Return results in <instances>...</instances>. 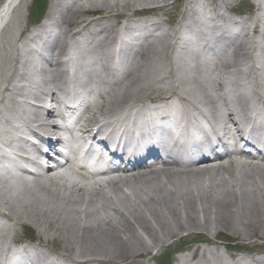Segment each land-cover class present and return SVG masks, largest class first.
Wrapping results in <instances>:
<instances>
[{"label": "bare ground", "instance_id": "6f19581e", "mask_svg": "<svg viewBox=\"0 0 264 264\" xmlns=\"http://www.w3.org/2000/svg\"><path fill=\"white\" fill-rule=\"evenodd\" d=\"M170 1L51 0L29 30V1L13 8L0 32V163L37 147L25 132L48 150L34 179L0 169V264L132 263L186 233L215 250L175 264H264L261 252L226 260L215 239L264 240V33L214 23L205 42L193 4L181 26L144 17ZM11 3H0L1 21ZM168 118L180 143L161 133ZM84 139L100 159L109 152L106 175L72 165ZM24 226L35 241L17 240Z\"/></svg>", "mask_w": 264, "mask_h": 264}, {"label": "rangeland", "instance_id": "374dc122", "mask_svg": "<svg viewBox=\"0 0 264 264\" xmlns=\"http://www.w3.org/2000/svg\"><path fill=\"white\" fill-rule=\"evenodd\" d=\"M2 1L3 0H0V3ZM28 1H29V5H28L29 8L25 10L24 24L26 26V29L29 30L35 26L34 24L35 22H42L45 20L47 8L51 0H36L38 1V3H41L40 6L38 5L39 13H37L38 12L37 3L34 1L33 4V0H28ZM224 1L228 3L227 6L222 4V0H171L170 3L172 2L173 4L168 5L162 10H159L157 15L149 14L147 11L146 14L147 16L144 17H150V18L161 17L166 21V23H168V26L176 27L178 20H180V18L183 16L185 7H189L190 4H193L198 9L201 21L203 23L202 25H199V27L197 28V31L199 32H203L209 27H212L214 23H216L217 25H223L228 29L234 26L233 22L236 20V21H244V27H245L244 30L248 34L250 33L252 38L259 37V36L256 37V35L258 34L257 30H255L256 26L260 32L264 33V0H235L234 2H231V0H224ZM136 19H138V17H136ZM5 23L3 25H0V32L1 29L4 27ZM194 33H196V31H194ZM207 41H211V40H207ZM223 42L227 43L226 40H224ZM258 47L259 46H257L256 49H254L255 54H258L259 52V49H257ZM69 175L73 176V178H77L81 180V177H79L76 174H69ZM24 235H26L27 237H31L33 241H35L37 237L36 232L33 230V228L27 226L19 228L17 240L19 238L23 239ZM184 236H185L184 238L171 241L169 243H166L162 247L153 249L152 253L149 254L147 257L136 258L132 263H129V261L123 262V261L105 260L100 262L99 264H161L162 262H161V258H159L158 256L159 254L164 256L165 258L164 260L168 264L170 262H172V264H175L179 257H182L184 255H192L194 250L197 248L209 247L215 250L214 247L216 245L209 244L208 242L207 243L201 242L202 240L206 241L204 234L194 233L193 236L186 237L187 236L186 233L184 234ZM215 239L217 240V242L220 241L221 243L218 244V249L216 248L217 251L219 253L221 252L222 254H224L226 260L228 261H232V257H235L241 263H244V261H247V259L250 260L253 256H256L257 253L259 252L264 254V240L242 241L240 239L237 240L235 238H226L225 233L215 237ZM228 240L230 241V243L226 242ZM26 243H28V241H26ZM225 245L227 246L229 245L233 247L238 246L240 247L239 249L241 250L243 249L244 252H237L234 251L233 249L226 250ZM156 252H158V255H154ZM198 253L200 254V251L199 252L197 251V255Z\"/></svg>", "mask_w": 264, "mask_h": 264}]
</instances>
